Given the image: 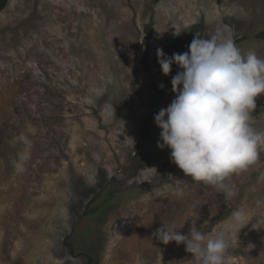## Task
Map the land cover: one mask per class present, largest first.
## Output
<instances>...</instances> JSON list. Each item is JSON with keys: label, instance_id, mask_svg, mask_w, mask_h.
I'll use <instances>...</instances> for the list:
<instances>
[{"label": "rangeland", "instance_id": "374dc122", "mask_svg": "<svg viewBox=\"0 0 264 264\" xmlns=\"http://www.w3.org/2000/svg\"><path fill=\"white\" fill-rule=\"evenodd\" d=\"M261 31L264 0H8L0 10V264H197L183 244L154 235L163 224L186 234L191 223L206 238L231 235L226 264H264V146L226 181L228 196L171 162L154 121L174 99L177 72L173 65L163 75L158 48L171 56L219 33L264 59ZM252 115L264 131V94ZM22 136L31 158L17 173ZM237 210L244 219L233 233Z\"/></svg>", "mask_w": 264, "mask_h": 264}, {"label": "clouds", "instance_id": "9594fccd", "mask_svg": "<svg viewBox=\"0 0 264 264\" xmlns=\"http://www.w3.org/2000/svg\"><path fill=\"white\" fill-rule=\"evenodd\" d=\"M156 55L163 75L177 67L171 78L174 99L154 116L160 129L157 147L170 149L171 162L193 181L234 195L226 181L248 171L264 146V131L253 127L252 115L256 98L264 94V59L254 51L243 54L232 38L219 33L195 36L186 52L168 56L158 48ZM21 143L14 162L17 173L24 172L31 158L32 142L22 136ZM176 195L183 191L177 189ZM243 219L240 211L233 212V233ZM154 235L165 245L183 244L197 264H226L231 235L223 229L206 238L193 223L186 234L163 224Z\"/></svg>", "mask_w": 264, "mask_h": 264}, {"label": "trees", "instance_id": "16d2710c", "mask_svg": "<svg viewBox=\"0 0 264 264\" xmlns=\"http://www.w3.org/2000/svg\"><path fill=\"white\" fill-rule=\"evenodd\" d=\"M7 1H8V0H0V10H2V9L5 8V6H6V4H7ZM257 36H258L259 38H261V39H264V31H261L260 33H258ZM143 134H144V136H147V135L149 134V128H148V127H146V128L144 129ZM97 197H98V196H96L95 198H97ZM95 198H94V200H95ZM71 240H72V236L70 235V236L67 237V244H68V246L70 247L71 254H73V255L76 256V255H78V253L76 252L75 246L72 244ZM91 262H92V258L89 257L87 264H91Z\"/></svg>", "mask_w": 264, "mask_h": 264}]
</instances>
